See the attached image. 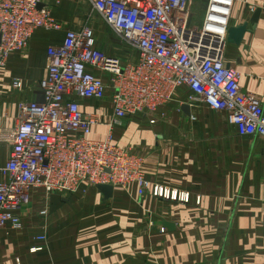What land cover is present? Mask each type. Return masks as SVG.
<instances>
[{
	"label": "crops",
	"instance_id": "1",
	"mask_svg": "<svg viewBox=\"0 0 264 264\" xmlns=\"http://www.w3.org/2000/svg\"><path fill=\"white\" fill-rule=\"evenodd\" d=\"M47 3L63 28L36 29L28 45L0 67V163L12 147L1 132L15 125L19 102L41 98L47 48L62 43L65 29L90 27L99 49L124 63L136 61V51L87 0ZM193 8L200 13L192 21L199 24L203 13ZM242 23L247 31L239 43L227 42L224 63L240 72L242 90L264 105V0H234L230 25ZM96 73L109 82L107 74ZM13 77L21 87L12 86ZM189 94L187 87L178 88L153 123L137 114L111 130L113 143L144 159L150 186L142 195L136 183L113 187L108 198L89 184L65 196L34 190L31 203L19 210L21 226L0 229V264H264V140L238 135L224 111L191 102ZM79 105L108 120L111 90L102 99H79ZM108 131L105 123L92 125L90 137L104 139ZM153 184L188 193L189 199L157 197Z\"/></svg>",
	"mask_w": 264,
	"mask_h": 264
},
{
	"label": "built area",
	"instance_id": "2",
	"mask_svg": "<svg viewBox=\"0 0 264 264\" xmlns=\"http://www.w3.org/2000/svg\"><path fill=\"white\" fill-rule=\"evenodd\" d=\"M126 46L136 61L122 62L102 51L90 27L65 29L60 45L47 48L46 75L39 81L41 98L18 104L16 123L1 132L12 144L0 163V229L21 226L19 210L31 193L71 195L83 184L127 188L138 195L150 186L144 159L111 141L121 120L141 114L150 123L180 87L200 101L224 111L238 135L264 140V105L242 90L240 72L224 63L234 0H87ZM199 7V24L192 21ZM60 31L47 0H0V67L23 49L36 29ZM108 75L109 82L96 72ZM12 86L22 85L18 77ZM111 90V117L83 112L79 99H102ZM105 123L104 139L90 137L92 125ZM153 195L188 201V193L153 184ZM48 214L47 204L39 215ZM160 231H164L161 227ZM38 239H45L44 235Z\"/></svg>",
	"mask_w": 264,
	"mask_h": 264
},
{
	"label": "water",
	"instance_id": "3",
	"mask_svg": "<svg viewBox=\"0 0 264 264\" xmlns=\"http://www.w3.org/2000/svg\"><path fill=\"white\" fill-rule=\"evenodd\" d=\"M259 9H256L251 17L252 22H256L259 14ZM247 24L242 23L240 25L232 26L230 25L228 27V35H227V41L231 43H239L244 35V33L247 31ZM188 107L187 104H184V109ZM97 189L103 194L104 197L108 198L112 195L113 187L108 184H99L97 185ZM168 227H172V225L169 223L167 224Z\"/></svg>",
	"mask_w": 264,
	"mask_h": 264
},
{
	"label": "rangeland",
	"instance_id": "4",
	"mask_svg": "<svg viewBox=\"0 0 264 264\" xmlns=\"http://www.w3.org/2000/svg\"><path fill=\"white\" fill-rule=\"evenodd\" d=\"M164 228V227H163ZM164 230H165V228H164ZM160 232H162V231H160Z\"/></svg>",
	"mask_w": 264,
	"mask_h": 264
}]
</instances>
